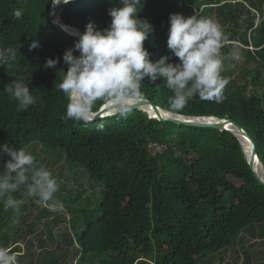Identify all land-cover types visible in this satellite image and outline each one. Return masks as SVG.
Masks as SVG:
<instances>
[{"label":"trees","instance_id":"1","mask_svg":"<svg viewBox=\"0 0 264 264\" xmlns=\"http://www.w3.org/2000/svg\"><path fill=\"white\" fill-rule=\"evenodd\" d=\"M142 2L139 18L154 26L145 42L153 60L170 55L169 17L194 15L188 6L215 19L227 36L221 54L228 84L220 99L196 95L183 109L169 111L173 93L163 79L155 84L146 79L145 100L183 118L231 121L257 145L264 168V0ZM52 6L53 0H0V46L19 51L11 67L0 66V145L19 150L38 144L61 151L101 189L100 216L86 207H68L85 223L77 227L74 219L68 227L63 210L37 204L38 197L21 188L11 193L13 198L31 201V215L43 211L38 218L49 220L48 227L42 231L32 222L22 233L13 225L16 212L4 208L7 197L0 198V248L16 253V264H264V185L235 134L162 122L139 109L126 119L116 113L87 127L62 119L69 101L58 88V71H67L63 55L77 39L54 26ZM117 6H122L119 0H76L60 18L80 33L90 23L102 30L111 23L109 9ZM34 40L41 47L30 51ZM234 47L241 54L238 61L228 57ZM247 55L256 65L252 69L250 62L240 65ZM57 57L56 69L45 67ZM19 77L37 101L26 111H18L4 91ZM104 107L98 103L97 113ZM151 144L166 150L154 154ZM8 159L5 155L0 169ZM230 257L231 263H225Z\"/></svg>","mask_w":264,"mask_h":264},{"label":"clouds","instance_id":"2","mask_svg":"<svg viewBox=\"0 0 264 264\" xmlns=\"http://www.w3.org/2000/svg\"><path fill=\"white\" fill-rule=\"evenodd\" d=\"M119 4L122 6L109 9L111 23L102 30L92 23L83 33L60 25L78 37L74 47L63 55L67 71L63 68L58 71L62 76L58 88L69 101L66 117L62 119L87 127L97 115L98 103L126 119L146 99L142 92L146 79L153 84L163 79V86L173 93L168 100L169 111L183 109L196 95L202 100L220 99L228 84L222 75L225 69L221 54L227 36L215 19L197 13L188 17L171 14L167 39L170 55L153 60L145 42L150 41L154 26L139 18L144 3L119 0ZM15 17L20 19L22 10H16ZM40 47L39 41L34 40L29 50ZM18 55L16 48L0 46V66L8 69ZM228 57L238 61L241 54L234 47ZM59 63V57L49 58L45 67L56 69ZM4 91L17 102L18 111H26L37 102L23 77L14 79ZM5 155L10 159L0 169V198L7 197L6 210L19 212L23 201L13 198L11 193L21 188L26 195L38 197L37 204H48L52 210L63 209L62 202L54 199L59 191L57 179L43 164L38 165L26 146L15 150L9 144L0 145V161ZM16 261V253L0 248V264H16Z\"/></svg>","mask_w":264,"mask_h":264},{"label":"rangeland","instance_id":"3","mask_svg":"<svg viewBox=\"0 0 264 264\" xmlns=\"http://www.w3.org/2000/svg\"><path fill=\"white\" fill-rule=\"evenodd\" d=\"M66 1H69V0H55V4H53L52 10H51V19L53 23L58 24L59 22H61L64 25V23L62 22L60 18L61 12L53 10V7L59 6L63 2L65 3ZM188 7L191 11L195 13L198 12V10L194 6H188ZM245 61L250 62L249 69H252L256 66L255 64L252 63L248 55L242 58L240 65L244 66V63L246 64ZM144 108L146 109L149 107L148 106L143 107L142 111H144ZM167 113H163V115ZM148 115L151 118L152 117L157 118V116L154 117L153 113H150ZM168 115L167 116L164 115V116L168 117ZM171 115L175 117V115L173 114ZM204 119L205 118L200 119V120H204ZM37 146L38 144L32 145L28 147L27 149L30 152H32L33 155H35L38 165L43 164L48 170H50L53 173V176L57 179L58 185H59V191L55 194L54 199L62 202L63 204L62 216L63 218L65 217V219L67 218L66 224L68 225V227H72V225L70 224V221L72 223L75 219L74 215L71 213V211L74 209H78V208L80 209L81 207H86L88 211H90L89 214H93L95 218L100 216V207H101V203L103 200V194L100 191L101 189L94 188V185H93L94 182L90 179L87 171L84 168H81L74 163L68 162L65 159L61 151H57L52 148L43 149L42 146H38V147ZM262 168H263V165L261 164V169ZM262 170H264V168ZM71 194L73 198H71ZM79 196H82L81 199ZM26 201L25 203H22L20 205L19 212L15 213V216L13 218L14 228H17L18 230L21 229V232L23 233V231L27 230V226L29 224H31L32 222H38L41 230L45 231V228L48 227L46 226V224L49 220H45L43 221V223H41L38 217L43 214L42 213L43 211L38 212V214L31 215V209H30L31 201H28V200ZM44 205L47 206V204H44ZM68 207L71 208V211L70 210L68 211ZM75 223H77L76 225L77 227L84 228L85 226V223L83 222L82 219L81 220L75 219ZM73 232H75L74 228H73ZM231 261H232V258L230 257V258H227L225 263H231ZM88 264H91V262Z\"/></svg>","mask_w":264,"mask_h":264},{"label":"water","instance_id":"4","mask_svg":"<svg viewBox=\"0 0 264 264\" xmlns=\"http://www.w3.org/2000/svg\"><path fill=\"white\" fill-rule=\"evenodd\" d=\"M74 1H76V0L66 1L65 3H62L59 6L53 7V10L61 12L69 3L74 2ZM53 24L58 30H60L64 34L71 36V37L78 40L77 36L69 34V32L65 31L60 25H58L56 23H53ZM145 106H148L149 108H153L157 114V119L159 121H162V122H170V123H174V124H177L180 126H185V127H190V128L212 129V130H218V131H229V132L235 134L238 138L241 137L243 139L249 140L252 143V152H251V155L249 158L247 156L246 157L249 161L250 168L253 170L256 178L260 181V183H262L264 185V179L259 175V173L255 169L256 160L258 159L257 158V145L254 143V141L251 139V137L239 126L233 124L231 121H228V120H226V121L215 120V122L206 123V122H197V121H194L193 119H189V118L186 119V118L179 117V116H175V117H171V118L170 117L165 118L159 112V108L147 100H144L138 107H135L134 109L142 110V108ZM114 113L115 112L110 111L108 108L104 107L100 110L99 113H97V115L94 117V120L91 123H94V122H97L101 119H104V118H106V117H108ZM230 125L234 126V129H228V127ZM235 130L237 131L236 133H235ZM244 153H245V150H244Z\"/></svg>","mask_w":264,"mask_h":264},{"label":"bare ground","instance_id":"5","mask_svg":"<svg viewBox=\"0 0 264 264\" xmlns=\"http://www.w3.org/2000/svg\"><path fill=\"white\" fill-rule=\"evenodd\" d=\"M59 4V3H58ZM59 25H63L61 22H59L58 23ZM74 30V29H73ZM77 31V30H76ZM141 111V110H140ZM147 112L148 114H150V113H153L154 114V117H156L157 116V114H155L156 112L154 111V109L153 108H144V112ZM155 113H154V112ZM159 112L163 115V113H167V112H164L163 110H160L159 109ZM117 112H115L114 114H116ZM113 114V115H114ZM168 114H170V115H168ZM117 115V114H116ZM167 116L168 115V117H165V116ZM163 115V117H165V118H171V117H173L172 115H171V113H167V114H164ZM111 116V115H110ZM187 119V118H186ZM189 119H193L194 121H197V122H206V123H212V122H215V120L216 119H213V118H210V119H204V120H200L201 118H189ZM228 129H234V126H232V125H230L229 127H228ZM237 131L235 130V133H236ZM239 139H240V141H241V144H243V147H244V150H245V155L247 156H249L250 157V155H251V152H252V143L249 141V140H247V139H243V138H241V137H239ZM247 156V157H248ZM248 157V158H249ZM255 169L257 170V172L259 173V175L264 179V170H262L261 169V164H260V162L258 161V160H256V164H255ZM263 171V172H262Z\"/></svg>","mask_w":264,"mask_h":264},{"label":"built area","instance_id":"6","mask_svg":"<svg viewBox=\"0 0 264 264\" xmlns=\"http://www.w3.org/2000/svg\"><path fill=\"white\" fill-rule=\"evenodd\" d=\"M149 150L152 153L156 154L158 152L163 153L166 150V148L164 146H162V145H159V144H151L149 146Z\"/></svg>","mask_w":264,"mask_h":264}]
</instances>
